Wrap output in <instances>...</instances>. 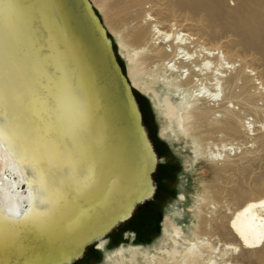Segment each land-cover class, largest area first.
I'll return each instance as SVG.
<instances>
[{
  "label": "bare ground",
  "instance_id": "6f19581e",
  "mask_svg": "<svg viewBox=\"0 0 264 264\" xmlns=\"http://www.w3.org/2000/svg\"><path fill=\"white\" fill-rule=\"evenodd\" d=\"M89 1L103 12L105 29H115L130 65V85L149 97L159 135L179 155L191 144L194 164L209 170L194 210L189 205L194 194L181 180V194L164 215L160 239L166 240L147 248L122 243L109 251L106 236L96 242L104 251L100 264H211L207 257L213 254L236 264H264V196L250 197L264 193V182L246 192L234 178L240 170L234 155L240 139L248 138L243 116L264 123V0ZM17 77L0 43V210L13 217L31 199L43 205L44 196H58L63 180L86 185L71 157L54 153L50 144L45 147L44 135L39 137L25 123ZM45 90L55 98L59 120L75 139L81 106L74 118L67 88L48 80ZM206 143L215 147L209 157L200 150ZM260 144L264 147V141ZM38 148L50 163L59 155L66 167L58 184L41 167ZM212 157L221 162H210ZM23 172L33 180L30 188L24 186ZM186 229L193 231L189 245L198 246L196 252L180 249L186 244L180 233Z\"/></svg>",
  "mask_w": 264,
  "mask_h": 264
},
{
  "label": "water",
  "instance_id": "95a60500",
  "mask_svg": "<svg viewBox=\"0 0 264 264\" xmlns=\"http://www.w3.org/2000/svg\"><path fill=\"white\" fill-rule=\"evenodd\" d=\"M0 43L23 90L25 123L44 135L45 147L69 155L86 179L82 188L63 180L59 155L50 163L38 148L55 185L63 180L59 195L44 196L43 205L31 199L19 216L0 210V264H72L153 197L158 158L89 0H0ZM48 80L70 92L74 118L81 106L75 139L45 90ZM23 174L30 188L33 180Z\"/></svg>",
  "mask_w": 264,
  "mask_h": 264
},
{
  "label": "rangeland",
  "instance_id": "374dc122",
  "mask_svg": "<svg viewBox=\"0 0 264 264\" xmlns=\"http://www.w3.org/2000/svg\"><path fill=\"white\" fill-rule=\"evenodd\" d=\"M94 10L100 18V21L103 22L104 15L102 14L103 12L101 9L95 5ZM106 31L112 41L117 60L123 70V73L129 81L128 69L130 65L121 51V44L119 42L118 35L114 32L115 29L112 31L108 28ZM131 87L142 113L143 124L158 158L156 170L153 173L155 198H153L151 204L145 207V209L147 208V213L150 212L152 216L146 220L147 225L142 229V232H140V234H136V231L130 229L134 223L119 224L106 237L110 238V247H108L109 251L114 250V248L122 243L130 244L131 242L134 245H139L141 247L145 246V248H147L152 246L155 242H161L164 239H160L162 236L164 215L167 207L172 204L171 202L174 199H178L181 194L180 190L183 188V185H180L181 180L185 179L187 182L184 189L191 190L194 194V198L189 203L194 210L197 197H199L198 195H200L203 190L202 179L203 177H208L209 175L208 168L203 166L197 167L194 164L193 161L196 157L194 155L195 147L189 144L190 150L187 146H185V152L182 155H179L172 149L168 140H165V138H162L159 135V126L149 97L140 88H136L135 86ZM243 120L242 123L246 130H248V138L243 141L240 139V149H238V152L234 155L236 162L240 166V170L234 174V178L238 181L240 190L247 192L255 189L257 185L264 182V147L260 144V141H264V123L254 122L255 119L251 115L243 116ZM203 145L202 146L204 148H201L200 150L202 151V154L206 152L204 157H209L210 153L208 151L210 149L215 150V147L212 148L213 146L211 143ZM208 160L210 162H221L217 161V158L213 159V157L208 158ZM247 195L248 197L250 196L249 194ZM252 196L254 198H263L262 196H264V193L262 195H251L250 197ZM192 234L193 231H190L189 229H186V232L184 231V233L183 231L180 233L181 237H184L186 241V244L182 243V247L180 246V249L185 250V248L190 247L194 252L198 250V246L189 245V243H193L191 240V238H193ZM131 238H133V240H131ZM96 244L97 243L89 246L86 249L84 256L75 261L73 264H100L104 259V251L98 248ZM167 245L170 247L172 243L169 242ZM207 258L208 260L210 259L211 264H236L226 258V256L222 258L219 255L213 254Z\"/></svg>",
  "mask_w": 264,
  "mask_h": 264
},
{
  "label": "trees",
  "instance_id": "16d2710c",
  "mask_svg": "<svg viewBox=\"0 0 264 264\" xmlns=\"http://www.w3.org/2000/svg\"><path fill=\"white\" fill-rule=\"evenodd\" d=\"M153 198H155L154 195H153V197H152L150 200H148V201H146V202L140 204V205L136 208V210L134 211V213H133V215L131 216V218L128 219L127 221L121 223V225H122V224H130V223H134V225H132V227H131L130 229L136 231V232H135L136 234H140V232H142V229H143L144 227H146V225H147V221H146V220H147L150 216H152L150 212L147 213V208L145 209V207L152 203ZM136 236H137V235H136ZM135 240H136V238H135ZM85 252H86V251H85ZM84 254H85V253H84ZM83 256H84V255H83ZM73 263H74V262H73ZM73 263H72V264H73Z\"/></svg>",
  "mask_w": 264,
  "mask_h": 264
}]
</instances>
